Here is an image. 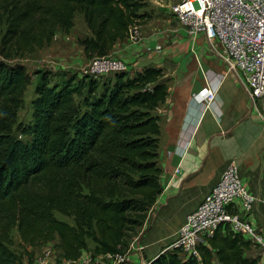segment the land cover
I'll return each instance as SVG.
<instances>
[{
	"label": "trees",
	"instance_id": "16d2710c",
	"mask_svg": "<svg viewBox=\"0 0 264 264\" xmlns=\"http://www.w3.org/2000/svg\"><path fill=\"white\" fill-rule=\"evenodd\" d=\"M143 0H0V264H19L21 247L54 243L67 261L87 250L122 253L127 233L141 228L162 193L160 118L168 86L161 68L53 83L35 71L31 121L17 125L31 84L24 56L69 34L80 14L89 36L78 41L87 60L107 57L133 26L149 20ZM20 137H24V140ZM72 220V225L56 218ZM251 244L228 228L199 247L200 261L168 251L149 264H258Z\"/></svg>",
	"mask_w": 264,
	"mask_h": 264
},
{
	"label": "crops",
	"instance_id": "0c3cea01",
	"mask_svg": "<svg viewBox=\"0 0 264 264\" xmlns=\"http://www.w3.org/2000/svg\"><path fill=\"white\" fill-rule=\"evenodd\" d=\"M143 2L146 4L143 12L149 18L152 12L155 17V13H165L174 4L173 0ZM151 22L149 19L140 26V42H119L109 55L128 64L130 73L146 66L161 68L168 86L165 103L155 111L161 128L159 167L162 193L149 210L147 220L150 215L172 217L180 214L176 224L179 228L186 215L196 210L231 162L238 166L248 189L264 204V119L253 110L239 73L224 67L217 70L199 68L194 71L178 67L164 70V61L169 55L164 50L161 53L147 52V48L160 46L155 45L154 38L148 37ZM61 34L64 37L73 35L72 30L69 35L58 31L52 42L60 39ZM56 45L52 44L51 49ZM71 49L67 46L61 50L63 58L60 64L65 67L67 61L82 71L90 60L85 58L81 47L75 53ZM206 88L214 92V103L196 104L192 97ZM259 208L253 211L250 219L263 231L257 225L261 218ZM246 253L245 257L255 258ZM258 255V264H264V258L260 253ZM134 256L132 253V258Z\"/></svg>",
	"mask_w": 264,
	"mask_h": 264
},
{
	"label": "built area",
	"instance_id": "2783aa9c",
	"mask_svg": "<svg viewBox=\"0 0 264 264\" xmlns=\"http://www.w3.org/2000/svg\"><path fill=\"white\" fill-rule=\"evenodd\" d=\"M173 18L193 44L200 39L208 43L212 53L230 71L240 75L242 87L253 110L264 119L257 103L264 107V0H173ZM127 40L141 41L140 26L130 28ZM162 52L160 46L147 52ZM199 68H201L200 63ZM130 72L129 65L111 56L94 57L82 69V75L92 78ZM202 105L213 104L215 94L203 89L192 97ZM263 204L240 176L238 166L231 162L218 182L193 212L186 215L175 239L166 248L177 252L180 259L200 261L199 247L206 245L218 229L228 228L248 241L264 258V231L250 219L253 211ZM52 243L44 246H23L17 253L19 264H149L144 248L134 240L122 253H94L84 250L76 261H67ZM135 254V261L132 258Z\"/></svg>",
	"mask_w": 264,
	"mask_h": 264
},
{
	"label": "rangeland",
	"instance_id": "374dc122",
	"mask_svg": "<svg viewBox=\"0 0 264 264\" xmlns=\"http://www.w3.org/2000/svg\"><path fill=\"white\" fill-rule=\"evenodd\" d=\"M80 16V14L74 16L73 35L67 37H64L62 34L61 36L59 35L60 39L51 43V45L57 44L54 48L51 49V45H48L36 49L32 54L19 56L14 53L10 55L11 57L8 62L12 64L18 63L24 66L25 69L28 70L27 74L31 78V84L24 94L23 106L18 112L17 125H27L31 121L32 108L30 103L33 98V90L36 82V69L55 73L58 77L52 80L53 83L65 81L64 79L66 77L64 75H67V77H74L80 74L82 76L81 69L77 66H70V62L65 61L67 65L65 66V64H63L65 67H62L60 64L63 58V55L60 53L61 50L68 46L72 47L71 52L75 53V51H78V47H80L77 41L86 37L85 24ZM153 17L152 12V16L149 18L152 22L148 37L154 38L155 45H160L162 50H164L163 52L169 55L164 61V70H166V68L178 67V69L187 68L197 71L199 69L198 62L204 70H217L222 69V67L227 68L226 65L212 53L209 44L204 42V40H200L201 37L195 41L192 47L191 41L173 18L171 7L166 10L165 13H155V17ZM4 30L5 28L2 27L0 40ZM56 33H58V31ZM63 41H65V43H63ZM57 47L59 48L57 49ZM2 59L3 58L0 56V60ZM257 107L261 113L264 114V107L262 108V104L258 102ZM20 138L24 140V137ZM259 211L261 218L258 220L257 225L264 231V204L260 205ZM179 215L174 214L172 217H164L163 215H156L153 217L150 215L147 222H145L141 228L127 233L128 244L130 245L134 240L138 241L139 245L144 248L147 261L168 252L166 248L175 239V234L178 229L176 224ZM56 218L72 225V220L70 218H65L60 215H56ZM12 239L13 245L11 249L21 255L24 254L25 249H23L19 243V236L16 230L12 232ZM51 245L55 246L54 243ZM95 247L96 246L92 242H87V251H93ZM258 254L259 251L254 247L246 253L247 256L251 255L255 257H259Z\"/></svg>",
	"mask_w": 264,
	"mask_h": 264
}]
</instances>
